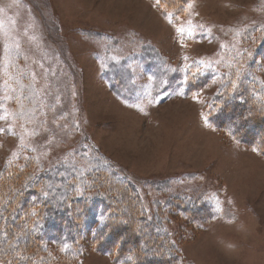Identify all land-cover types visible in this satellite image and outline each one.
I'll return each mask as SVG.
<instances>
[{
	"label": "rangeland",
	"instance_id": "obj_1",
	"mask_svg": "<svg viewBox=\"0 0 264 264\" xmlns=\"http://www.w3.org/2000/svg\"><path fill=\"white\" fill-rule=\"evenodd\" d=\"M257 25L264 0H192L175 21L152 0H0V169L21 150L41 171L85 167L76 154L85 148L133 179L170 233L185 227L179 248L190 263L264 264V158L204 116L239 54L234 33ZM11 52L36 92L38 114L27 123L11 116ZM192 63L215 76L186 95L175 72ZM174 196L208 202L206 220L170 217ZM83 263L113 264L93 249Z\"/></svg>",
	"mask_w": 264,
	"mask_h": 264
},
{
	"label": "trees",
	"instance_id": "obj_2",
	"mask_svg": "<svg viewBox=\"0 0 264 264\" xmlns=\"http://www.w3.org/2000/svg\"><path fill=\"white\" fill-rule=\"evenodd\" d=\"M152 1L165 18L175 21L187 13L192 0ZM234 36L239 38V54L221 72L204 116L224 137L264 158V26ZM19 57L11 52L7 60L11 73L5 88L13 104L11 116L27 123L38 114L36 92L17 64ZM193 66L175 72L176 78L183 77L186 95L198 94L215 76ZM85 153V148L76 151L85 167L73 162L43 171L28 150L5 159L0 169V264H84L87 249L108 255L113 264H192L179 248L185 227H178V237L170 233L148 215L133 179L121 176L102 156ZM205 203L174 196L167 203L174 211L167 214L201 222L209 215H204Z\"/></svg>",
	"mask_w": 264,
	"mask_h": 264
}]
</instances>
